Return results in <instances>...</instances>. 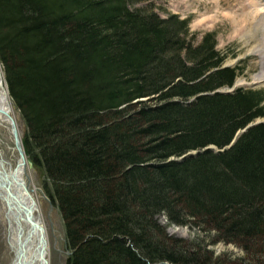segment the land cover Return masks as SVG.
<instances>
[{"label":"trees","instance_id":"trees-1","mask_svg":"<svg viewBox=\"0 0 264 264\" xmlns=\"http://www.w3.org/2000/svg\"><path fill=\"white\" fill-rule=\"evenodd\" d=\"M150 1L0 0V64L67 263L234 264L211 234L264 253V123L177 161L263 119L264 91L214 93L242 70L223 67L213 34L195 45L187 21L135 7Z\"/></svg>","mask_w":264,"mask_h":264},{"label":"rangeland","instance_id":"rangeland-1","mask_svg":"<svg viewBox=\"0 0 264 264\" xmlns=\"http://www.w3.org/2000/svg\"><path fill=\"white\" fill-rule=\"evenodd\" d=\"M254 1L251 0L247 5L254 4ZM261 4L262 6H258V3L255 5L259 10H264V0H262ZM147 5H151L156 14L161 18H166L167 15L172 14L182 19H187L190 34L196 36V43L199 42L203 34L213 33L216 38L217 50L228 56L225 64L230 67L237 66L243 69V75L236 80L234 88H255L264 91V79L261 80L263 76L261 74H264V62L259 55V52L261 53L264 48V34L258 25H256L260 21L261 18L259 19V17L261 15L256 20L253 19L251 25L240 29V25L233 28L232 19L236 16V12L233 10L235 4L233 5V2H229V0H226L224 4L223 0H153L148 4L140 3L135 5V7L145 8ZM232 5L233 7H231ZM261 13L263 14L264 11H261ZM0 68L2 71L1 65ZM10 104L14 108L13 114L15 116L17 132L20 139H22L25 135L24 122L11 101ZM0 141V149L7 155H4V158L11 161L14 167L17 163L18 155L16 150H14L13 140L9 132L6 133L0 130ZM26 172L27 178H25V181L32 190L39 218L46 229L48 262L49 264H68L70 253L65 240L62 217L57 203L51 200L45 192L47 185L45 175L41 169L37 168L34 171L27 169ZM156 219L166 229L165 232L168 236L182 240L192 239V230L185 227L169 226L165 217L161 215ZM214 239L211 234L208 237L202 238V241L215 256H221V262L264 264V253H260L258 250L256 253H253L254 255H251L252 257L247 258V256L244 257L240 249H237L233 245H212ZM9 258L10 255L3 237V226L0 222V264H8Z\"/></svg>","mask_w":264,"mask_h":264},{"label":"bare ground","instance_id":"bare-ground-1","mask_svg":"<svg viewBox=\"0 0 264 264\" xmlns=\"http://www.w3.org/2000/svg\"><path fill=\"white\" fill-rule=\"evenodd\" d=\"M250 1L251 0H229V2H233V5L235 4L234 7L233 5L231 7H233L234 12H236L235 18H237L232 19L233 28H235L234 26L240 25V29H244L246 26L252 24L253 19L256 20L257 17L261 15L259 17V19H261L256 25H258L259 29L264 34V13H261V11L264 10H259L255 5L258 3V6H262V0H255L254 4L247 5ZM225 2L226 0H223V4ZM259 55L264 62V48L261 53L259 52ZM261 75H263L261 78L262 80L264 79V74ZM13 112L14 108L10 104L8 91L5 87L0 68V130L5 131L6 133L10 132V136V123L13 122L16 127ZM4 155L5 154L0 149V177L11 179L13 175L17 181L21 180L24 183V186H22L19 182H12L10 193L16 197L13 200L8 199L5 192L0 190V222L3 226V237L10 255L8 264H43L44 262L49 264L46 229L39 218L38 208L32 190L25 181V178L27 177L26 169L18 160V168L16 169L17 171L14 172L12 162L6 160ZM6 204L9 205V208ZM28 206L33 207V217L43 231V243L39 239V231L33 229L25 220V207ZM16 209L19 212V217L15 216L17 214ZM42 249L44 250L43 258L38 255L39 251Z\"/></svg>","mask_w":264,"mask_h":264},{"label":"water","instance_id":"water-1","mask_svg":"<svg viewBox=\"0 0 264 264\" xmlns=\"http://www.w3.org/2000/svg\"><path fill=\"white\" fill-rule=\"evenodd\" d=\"M11 124V134H12V137H13V141H14V146H15V149L17 150V152H18V156H19V159H20V162L25 166V164H24V155H23V152H22V150H21V147H20V143H19V141H18V137H17V133H16V130H15V127H14V125H13V123L11 122L10 123ZM26 164L28 165V167H29V169H31V170H33V165H32V163H31V161L29 160V159H27L26 160ZM18 168V165L15 167V169H14V172H16L17 169ZM12 182L13 183H17V182H19L22 186H24V183H23V181H17L16 179H15V176H13L12 175V177H11V179H8V178H2V177H0V190H3L4 192H5V194L7 195V198L8 199H15L16 197L15 196H13L11 193H10V187H11V185H12ZM1 198V197H0ZM18 198V197H17ZM7 205V207L9 208V205L8 204H6ZM16 205V204H15ZM17 206V205H16ZM32 206H33V204H32ZM32 206H28V207H25V220H26V222L27 223H29L30 224V226L33 228V229H35V230H37V231H39V233H40V237H39V239H40V241L43 243V231H42V229L40 228V226H39V224L35 221V219H34V217H33V210H32ZM16 211H17V214L15 215V214H13V215H15V216H18L19 217V212H18V210L16 209ZM38 255L41 257V258H43V256H44V250L42 249V250H40L39 251V253H38ZM43 264H46V262H44Z\"/></svg>","mask_w":264,"mask_h":264}]
</instances>
